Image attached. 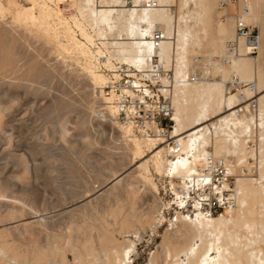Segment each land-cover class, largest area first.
<instances>
[{"label":"rangeland","instance_id":"rangeland-1","mask_svg":"<svg viewBox=\"0 0 264 264\" xmlns=\"http://www.w3.org/2000/svg\"><path fill=\"white\" fill-rule=\"evenodd\" d=\"M14 1L32 6L30 0ZM0 2L9 12L16 11L9 0ZM73 8L77 14V7ZM9 12L0 15V258L6 257L2 249L6 244L26 256L27 264L34 263L38 251L49 249L56 262L65 257L74 264L76 247L85 254L90 246L101 256L104 249L118 244L121 251L130 250V264H152L156 258L158 264H185L184 256L180 261L168 256V240L181 237L179 231L190 226L179 214L191 216L195 211L176 209L175 191L183 180L172 178L166 162L167 171L161 172L153 163L159 148H164L165 161H173L168 144H148L132 132L143 147L142 156L136 158L124 142L128 128L110 114L85 57L63 37L55 42L42 39L35 26L15 23L14 12ZM217 13L221 21L219 7ZM73 14L64 17L70 19ZM229 41H224L223 51ZM205 48L197 56L202 63L197 65L194 57L190 65L194 73L202 74L199 67L211 57ZM221 54L212 62L219 63ZM259 56L260 51L257 58H249L255 61ZM212 74L214 81L221 80ZM226 88L228 95L238 92L228 81ZM260 97L264 87L251 102L260 105ZM102 112L105 118L99 116ZM253 115L260 118L259 111ZM252 131L251 138L241 135L248 140L247 153L228 157L233 171L237 170L231 173L233 191L245 169L264 184L261 130L254 126ZM207 150L213 155L212 147ZM230 213L226 209L212 217L229 218ZM7 260L15 264L10 253Z\"/></svg>","mask_w":264,"mask_h":264},{"label":"bare ground","instance_id":"bare-ground-1","mask_svg":"<svg viewBox=\"0 0 264 264\" xmlns=\"http://www.w3.org/2000/svg\"><path fill=\"white\" fill-rule=\"evenodd\" d=\"M30 1L32 6L26 8L19 6L14 0H9L10 5L16 9L15 12L10 10L14 13L5 9L0 2V15L9 12L15 23L21 26L32 24L44 40L55 42L60 37L65 38L74 50L85 57L90 77L99 88L105 87L106 77L97 71L89 50L77 39L74 27L86 40L90 39L87 27L97 28L117 40H124L123 50L127 52L129 59L140 62L142 68L147 70L151 69L148 60L154 54L161 58L166 69L176 66L172 98L175 127L172 138L177 145L167 147L173 161H165L162 153L164 148H159L153 159L158 172L165 168L166 162L172 178H182V185L174 190L176 197L182 191H188L189 182L197 181L200 177L199 166L205 168L210 157L225 159L229 172H237L236 169L233 171L228 157L246 152L245 145L248 140L241 139V135H249L251 138L254 126L261 130L260 141L264 144V97H260V105L256 103L255 111L252 110V104H249L256 92L264 87L260 62L264 55L263 0H239L241 7L246 2L250 7L247 23L261 31L258 60L254 61V58L246 55L245 45L241 42V57L228 65L222 62L226 49L225 46L223 51V43L235 38V22L233 19L226 23L217 21L220 0H178L175 12L159 9L128 14H115L109 8L96 9L95 0H72L73 7H77L78 11L70 19L64 17L62 10L50 6L51 2L54 4V0ZM36 10H39V15ZM155 29H160L167 37L158 51L153 50L149 43V37ZM203 47H206L211 57L205 60L206 67H199L202 79L197 83L187 82L186 76L191 75L192 71L190 65ZM219 54L220 62L213 63V57ZM201 63L199 61L197 65ZM212 72L221 80L214 81ZM235 78L240 86H235ZM227 81L238 91L236 94H227ZM252 83L254 87L244 88ZM243 104H247L245 108L248 114H240L239 110H235ZM108 109L113 116L114 111ZM257 111L260 112V118L255 119L253 113ZM226 113L229 114L217 123L204 125ZM132 132L131 129H126L124 142L129 145L136 158L141 157L142 142ZM146 142L152 144L157 141ZM162 144L166 143L159 141V145ZM177 147L180 151L175 154ZM207 147L213 148V155ZM147 167L146 164L144 168L147 170ZM247 173V169L242 171L243 178L238 180L237 191L235 190L237 208L231 210L229 218L207 216L197 207L191 216L179 214L181 221L190 226H184V231H179L181 237L174 236L168 240L169 257L180 261L184 256L185 264H264V236H261L264 232V184ZM260 176L263 180L261 172ZM206 178L211 181L210 176ZM85 248L91 250L84 254L77 247L74 249V264H130V250L121 251L118 244L104 249L101 256L92 247ZM2 249L6 257L0 258V264H10L7 260L8 253L15 264H27L26 256L10 250L6 244ZM158 262L156 258L152 264ZM33 264L69 263L65 257L56 262L55 253L49 249L38 251Z\"/></svg>","mask_w":264,"mask_h":264},{"label":"built area","instance_id":"built-area-1","mask_svg":"<svg viewBox=\"0 0 264 264\" xmlns=\"http://www.w3.org/2000/svg\"><path fill=\"white\" fill-rule=\"evenodd\" d=\"M177 2L178 0H95V8L99 10L109 8L115 14L159 9L175 12ZM53 6L62 10L64 15L76 14L72 0H54ZM219 10L223 23L231 19L235 22V38L227 43L222 62L228 65L241 57V42L245 45L246 55L257 58L260 31L246 21L251 11L248 3L241 7L239 0H222ZM87 33L89 40L76 30V36L89 50L92 62L107 76L102 94L108 101L107 107L114 111L112 116L114 120L146 141H162L168 144L167 146H176L177 143L172 138L175 127L172 102L175 75L171 68L166 69L157 54L148 60L151 69L142 68L140 62H132L127 52L123 50L124 40H117L92 27H87ZM166 39L160 29H155L149 37V43L153 50L158 51ZM199 61L197 58V63ZM201 79V75L197 73L186 76V81L191 83H197ZM235 86H240L237 78ZM249 87L254 86L251 84ZM249 104H252L253 111L257 109L256 103L250 101ZM238 110L240 114H248L245 106ZM99 116L105 118L103 112ZM179 151L177 147L175 154ZM198 169L200 177L197 181L189 182L188 191H182L176 197L174 202L176 209L192 211L197 207L210 217L226 209H235L236 196L235 191L231 189V173L226 160L210 157L208 165ZM207 176L211 177L210 182Z\"/></svg>","mask_w":264,"mask_h":264},{"label":"crops","instance_id":"crops-1","mask_svg":"<svg viewBox=\"0 0 264 264\" xmlns=\"http://www.w3.org/2000/svg\"><path fill=\"white\" fill-rule=\"evenodd\" d=\"M262 18H263V19H262V21H263L262 24H264V14H263V17H262ZM261 70H262V72L264 73V55H263L262 62H261Z\"/></svg>","mask_w":264,"mask_h":264}]
</instances>
